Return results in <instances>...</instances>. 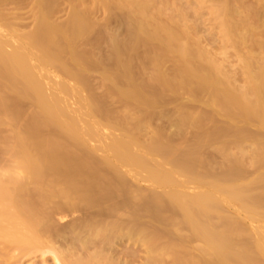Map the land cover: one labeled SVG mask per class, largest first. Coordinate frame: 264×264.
Instances as JSON below:
<instances>
[{
  "label": "rangeland",
  "instance_id": "1",
  "mask_svg": "<svg viewBox=\"0 0 264 264\" xmlns=\"http://www.w3.org/2000/svg\"><path fill=\"white\" fill-rule=\"evenodd\" d=\"M42 1L45 2L46 0ZM54 1V10L51 15H48V18L44 17L45 19H43L44 14L42 13L44 10L40 8L42 2L38 0H17L15 3L16 5L10 3L8 6L7 4L5 5V9L3 8L1 12L5 13H3V16H6V19L9 18L8 21L13 20L12 17H14L13 22H15L16 25L14 26L16 27L15 33L17 34L15 35L17 38H24L35 33L38 34L41 28V35L43 37L44 35L48 36L44 41H40L41 44H38L39 46L41 45V48L39 47L41 53L44 50L42 54L46 51V55H42L37 51L40 55L36 53V56L38 55L39 58L38 56H34L32 65L36 71L34 72L35 77L47 88V90L45 89L46 94L49 93L50 95L47 94L48 96L54 98L56 101L59 100L60 106L65 109L62 108L67 114L72 112L68 116L72 121L75 119L73 126L69 124V127H67L68 124H66L67 126L64 125L63 129H60V126L56 124L57 122L54 123L55 120H53L55 115L58 114L54 119L58 118L61 112L58 111L57 113L55 110L50 112V116L54 113L53 117L51 116L52 118H50V122H53L52 124L54 126L56 124L54 128L58 129V134L61 130L62 136L63 134L66 136L68 135L67 138L69 139L66 140L65 136L64 139L65 142L68 143L67 148L69 147V151L73 153H77L78 151L81 155L85 150L82 155L86 156L89 154L93 155L94 158L96 157L105 168L101 169V171L103 173L105 172V174L111 173L114 175L112 181L114 180L113 178L117 176V172L123 173V177L126 179L125 182L128 183L127 189L129 190L127 191V196L128 199L131 200L130 203L132 202L133 204L137 203L138 200L140 201V195L146 196L152 191L166 193L170 188L157 185L154 186V184L142 180L145 171L138 172V170L135 171L129 168L131 169L130 171L118 164L112 165L113 169L111 167H106L108 161L112 162V164L114 163L112 146L115 143L112 142H117L118 140H128L127 142H130L129 144L132 143V148L131 145L130 148L131 150L134 149V151L132 150L134 155L136 154L137 157L139 155L146 160L149 159L147 162L151 161V163L156 160L157 164L163 165L165 170L170 169H168L169 165L166 167L167 163L166 165L162 163L163 158L162 160L160 158L161 152L162 154L172 153L168 158L169 161L177 158L188 160L190 156L188 161H196L195 164L192 163L195 169H197L196 171L209 174L210 179L212 178L211 183L215 182L216 176L219 177L223 175V173L228 176L230 175L229 178H231L234 177L233 173L243 170L240 174L243 177H239L237 180L238 182L236 181V184L239 183V185H237L238 189L235 185L233 188H236L240 192L242 191L244 194L247 193L246 195L248 198H256L258 196L264 197V89H262L264 88V0H222L223 2L221 0H53V2ZM46 3H44V5ZM12 5L15 6V8H12ZM76 14L80 16V23L82 24L80 25L82 27L84 26V30L80 28V33L78 31L74 34L71 33L72 31L69 29H71L75 21L79 20V16L76 17ZM39 20L42 23L44 22L43 20L46 21L41 25ZM223 20L229 21L227 23L229 26L227 27L230 30L227 31V27H225L224 31H226V33L223 31L224 34L220 31L224 27L221 24ZM119 25L122 26V29L117 31ZM224 36L228 38V41H226ZM22 46L24 48H22ZM25 46L26 45H20V49H17L18 54L21 52L19 55H22V57L27 56L24 55L25 53H29L27 52L29 48ZM8 48L11 47H5L4 50L8 51ZM21 48L23 50L27 48L24 51L25 53H23ZM9 52H11V49H9L8 53ZM122 53L125 55H122ZM49 54H52V56H49ZM54 55L56 57H54ZM40 60L43 62L45 61L46 63H44L47 64L43 69L38 66ZM50 64L52 65L50 66ZM55 68L59 70L63 68V70H61V72L58 69L55 70ZM63 71L66 72V74ZM44 72L45 74H43ZM44 75L48 78H45ZM78 76L80 79H84V84L80 83L82 81H78V78L76 79ZM43 80H47V82ZM73 81H75V83ZM78 82L81 85L77 84ZM54 83H57L58 85H56L59 87L63 84V91L62 86L60 87L61 90H59L60 88L57 86L55 87ZM68 83H72V86ZM256 83L259 84L257 85ZM48 85L50 88H48ZM82 85L84 86L81 87ZM76 86L79 88L77 89ZM254 86L255 88H253ZM48 90L51 91L49 92ZM65 90H67V92L69 90L70 92L66 93ZM151 90L157 93V99L155 95H153L154 98L152 94H149ZM74 91H77V93L79 92V97ZM214 93L216 95H214ZM64 94L65 96H63ZM66 94H70L71 96H66ZM84 95L93 96V98H85ZM61 96L62 98H60ZM216 96L219 97L216 98ZM19 97H17L18 102L23 101V103L21 102L23 107L21 105L22 109H20L22 111H18L21 117H18L17 114L15 116L21 120L29 117V111H32L35 105H32L33 100H31L32 104H30V102H27L28 99L26 101L24 100L25 98H21L22 96L19 95ZM52 98L50 99L53 100ZM79 98H82L81 100L84 101L83 103L81 102L82 107L80 106L81 100ZM90 98L95 99L94 101L92 100L93 103ZM74 99L77 101L78 99L80 100L78 102L80 107H78L80 111L83 112H79V110H77L78 107H74L77 106V104H75L77 102ZM87 99H89L90 102H88ZM39 100L41 101L42 99ZM61 100H63V103H61ZM25 101L27 103H24ZM36 101L33 102L35 103ZM28 104H30V106ZM40 104L38 105L39 107L36 105L38 108L35 107L36 111L39 110L37 112L38 114L40 113ZM87 104H90V107ZM245 106L247 108H245ZM73 112L75 113L73 114ZM230 112L234 116H231L232 114ZM98 113L101 114V116H98ZM106 114L108 117L105 116ZM26 115L28 117L25 118ZM103 117L109 119V121L107 119L103 121ZM106 121L110 122V125ZM6 123L3 124L1 128L4 132L2 133L1 131L2 135H10L14 132L12 131L14 128ZM74 125L77 128L86 125V129H92V131L95 129L93 132L96 136L98 135L99 138L95 135L94 137L90 136L87 132L88 130H84V127H82L83 129L78 128L79 134H76L73 131ZM90 126L92 127L90 128ZM112 127L114 130L111 129ZM106 129L110 130L108 131V133H110L109 137L106 136V134L108 135ZM80 131H82L83 136ZM103 131L106 134L103 135ZM70 133L73 136V133H75L76 136L73 138ZM111 136L112 140L114 139L112 142L110 140ZM127 136H131L130 140ZM103 138L106 140L103 141ZM97 139H100L99 142ZM94 140L97 141L95 142ZM66 145L67 144H65V147ZM136 148L138 149L136 150ZM87 151L88 153H86ZM157 155L160 156L156 157ZM157 158H160V160ZM153 164L156 163L154 162ZM169 168L171 167L169 166ZM173 175L176 176V178L179 177L178 180L182 177L176 172ZM140 176L142 177L140 178ZM183 178L185 177L183 176ZM114 182L115 184L117 183L116 181H113V183ZM117 184H112V209H114L117 204H121L124 199V194L122 195V190L119 186V190L116 191ZM233 188L231 190H233ZM237 190H235V193H239L236 192ZM184 191L187 194H194L199 190L192 185H188ZM136 197L138 199H136ZM250 203L249 201L247 203L249 208H247V206L245 207L249 210L250 206L256 208L254 212H257L258 206L256 205L257 207H254L255 204L253 203L252 205V202ZM222 204V212L212 211L213 225H220L222 220L225 221L224 224H226L227 221L229 224H233L230 222L234 221L238 222V224L240 223L241 227H243H240V229H242L241 232L240 229L237 230L234 228H231L232 232H230V228H228L230 233L226 232L227 235L231 238L234 236L236 240L248 238L249 240L246 239L248 243H245V246H253L254 238L252 234L255 232L257 224L256 222H251V218H249L250 215H247L249 210H246L247 212L243 211L245 208L242 206L243 210L241 212L239 209L240 207L238 208L235 204L232 205L231 203L230 205L227 203V205L226 202H222ZM119 206L120 205L116 206V208ZM146 206H148L147 203H145V207ZM258 209L261 212L264 211L263 208L259 207ZM118 211L120 213L117 212V216H112V218L123 219L125 224L128 223V227L130 228L131 222L128 221V210L125 212L128 215L125 213L123 214L124 210L122 209ZM118 213L120 216L122 214L126 216L120 218ZM85 216V213L80 211L70 214L63 220L59 219L60 221L58 218L56 219V217H54V219L58 220L59 223H63L77 220L76 218L82 219L85 218ZM168 217L169 219L171 218L167 212L162 211L159 216L161 220L158 223L166 219L168 221ZM173 219L175 218L170 219V224L171 221L173 222ZM138 220L141 221V224L138 223L144 226L143 228L146 229L148 227L146 231H149L148 233L150 234L152 231L154 234L157 227H160L158 226L160 224L156 222L159 220L153 221V219L146 215ZM150 221H152V223H149ZM154 222H156L155 226L153 224ZM143 223L146 225H143ZM150 224L156 229L151 227ZM253 225L255 226L252 227ZM122 228L124 230V226ZM125 228L126 229L122 232H120L121 230L118 228L117 232L123 234L126 230L129 231L127 226H125ZM150 228L153 230H150ZM172 229L174 228L172 227ZM252 230L254 231L251 234ZM139 231L141 235H147L146 231V234H144L143 229L141 230L140 228ZM172 231L173 233H177L175 230ZM138 232L136 231V235H138ZM248 233L250 235H248ZM161 236L162 237L158 238L155 237L156 240L154 241L158 242L157 240H159L165 243L167 241V239H165L166 236ZM138 240H127V242L125 239L120 241L115 240V246L114 244L112 245V247L114 246V248H112L114 251L112 252V259L121 262V264H144L146 261L145 258L147 257L146 255H148V247L146 248L140 244ZM243 241H245V239ZM249 241H251V243ZM197 246V243L196 245L194 243L189 245L188 248H196ZM245 246L244 244L243 246L237 245L235 246L236 249L232 248V251L230 248V253H225L224 258H228V256L231 257V255L235 256V253L239 254V252L246 251L247 246ZM213 253L210 256V259H212L211 262L217 263L216 258H218V260L219 258L221 259V255L217 252L218 255L216 254L213 256ZM195 255V258L198 257L197 254ZM41 258L46 261L43 263ZM198 258H196L197 263L200 259ZM35 259L40 261L37 262L38 264H50L49 255L24 258L22 259V263L28 264ZM168 259H165L167 263Z\"/></svg>",
  "mask_w": 264,
  "mask_h": 264
},
{
  "label": "bare ground",
  "instance_id": "2",
  "mask_svg": "<svg viewBox=\"0 0 264 264\" xmlns=\"http://www.w3.org/2000/svg\"><path fill=\"white\" fill-rule=\"evenodd\" d=\"M16 1L17 0H0V29H2V30H0V264H23L22 259H24V258L26 259V258L36 257V256H45V255L50 256V261H49L50 264H121V262H117L116 260L112 259V252H114L112 248H114V246H115V244H114L115 240L120 241L122 239H125L126 242H127V240L136 241L139 239L138 241L140 244H142L146 248L148 247V249H147L148 255H146L147 257L145 258L146 261L144 260L145 261L144 264H196L197 263L196 258H198V257L200 259L198 258L199 262L197 264H214L216 262H211L212 259H210V256L213 252L215 253V254L213 253V256L216 254L218 255L217 252H219V255H221V259L219 258V260H218V258L215 257L217 259L216 264H264V228H263L264 227L263 226L264 225V214H262V213H264V211L261 212L258 209L259 207L264 209V197L262 196L263 197L262 198L261 196L260 197L258 196L256 198H253V197L248 198L246 195L247 193L244 194L242 191L240 192L237 190L238 189L237 185H239V183L236 184V181L238 180L239 177H243L240 175L243 170L241 172L233 173L234 177H231V178H229L230 175L228 176L227 174L223 173V175H220L219 177L216 176V178H217V180L215 178L216 183L215 182L211 183L212 178L210 179L209 174L196 171L197 169H195V166H193L196 162L195 160H194L195 162H193V160L188 161L190 156H189L188 160H185V159L183 160V159L177 158V159H173V160L169 161L168 158H169V156H171L172 153H170V154L169 153L167 154L166 152H165L166 154H162V152H161V154L158 153L161 155V157H160L161 160L163 158L162 163L165 165L167 163L166 167L168 165L171 167V168H169V166H168V169H170V170H165L163 168V165H160L159 163L157 164L156 160L153 161V163L155 162L157 165L151 163V161L147 162L149 159L146 160L143 157H140L139 155H138V157L136 154L134 155V152H132V150L134 151V149L131 150V148H132L131 144L132 143L129 144L130 142H127L128 141L127 139H126L127 141H119V140L117 141L116 140L117 142H112V141H114V139L112 140V136H111V139H110L111 142L115 143L112 146L113 154H114L113 155L114 156V163L112 164V162L108 161L106 167L112 168V165L114 166L115 164H118L119 166H122V167L127 168V169L131 168V169H134L135 171L138 170V172L139 171H143V172L145 171L144 173L142 172L143 177L140 176V178L142 177V180L148 181V182L154 184V186L157 185L160 187H169L170 188L169 191L166 193H162L161 191L160 192L152 191L150 194H148L146 196L140 195L139 196L140 201L138 200L139 202L137 201V203L133 204L132 202L130 203L131 200H129L128 196H127V194H128L127 191L129 190V189H127L128 183L125 182L126 179H124L123 173L117 172V174L115 173L117 176L113 178L114 179L113 181H116L118 183V184L116 183L117 184L116 191L119 190V188H120L122 190V195L124 194V199L121 202V204L116 203L117 204L116 206L120 205L118 208H116V206H115V208L112 209V193H113L112 184L116 185L115 182L113 183V181H112V177L114 175H112L111 173H108V174H105V172L103 173L101 171V169H105V168H104V166H102V163H100L96 159V157L94 158L93 155H89V154L86 155V153H88V151L85 153L86 156H84L82 154L85 150L82 152L81 155L79 154L78 151H77V153H78L77 154V153H73V152L68 150L69 149V147L67 148L68 143L65 142V139L66 140L69 139V138H67L68 135L66 136L63 134V136H62V132L60 129H63L64 125H66V124H68V126L66 125L67 127H69V124L73 126V122L75 119L72 121V119L68 116L72 112L70 111L71 113L67 114L65 111H63L64 108L60 106V104L58 102L59 100L56 101V100H54V98L48 96L50 94L49 93H47L48 95L46 94L47 88L44 87L42 82L39 79H37V77H35L34 72H36V71L33 68L32 59L34 56H36V53H38V52L41 53V51H40L41 45L39 46L38 44H41L40 41H42V40L44 41V39L45 38L47 39L48 36L44 35L45 33L43 34L44 37L41 35V33H40L41 29H42L41 28L40 31L36 29L37 31H39V33L37 32L38 34L35 33V34H31L29 36H26L24 38H19V37L17 38V36L15 35V34H17V33H15V31H16L15 26L16 25H15V22H13L14 17L11 16L13 18V20L8 21L9 18L6 19V16H3L4 12L3 13L1 12V10L3 8L5 9V7H6L5 5L8 4V6H9L10 3H12L13 5H16L15 4ZM38 1L42 2L41 3L42 5L40 8L44 10V12H42L44 14L43 19L48 18V15H51V13L54 10L53 6H55V5H53V4L55 3V1L54 2H53V0H46L45 2H43L42 0H38ZM46 2H48V3H46ZM44 3H46L47 5L46 4L44 5ZM199 3H200V1H199ZM228 3H229V1H228ZM220 4H222V3H220ZM42 6H43V8H42ZM12 8H15V6H13ZM43 10H41V11H43ZM214 15H215V13H214ZM77 16H79V15L76 14V17ZM78 19L79 20L76 19L77 21H75V23H73L72 27L70 26L71 29H69V30L72 31L71 33L76 34L78 31L80 33V31H81L80 28L83 29L84 26L83 27L81 26L82 24L80 23V16ZM40 20H41V18H40ZM41 21H40V24L42 25L43 23H45L46 20H43L44 21L43 23ZM228 22L226 20L222 21L221 24L224 26L223 29L220 30L222 33L224 31V28L229 26L227 24ZM231 22H232V20H231ZM233 22H235V21H233ZM74 24H75V26L77 24H79V25H77L75 27ZM38 29H39V26H38ZM226 29H227V31L229 30L228 27ZM1 31H3V32H1ZM224 32L226 33V31H224ZM231 33H233V32H231ZM228 34H229V32H228ZM175 35H177V34H175ZM224 37L226 38V41H228V38L226 36H224ZM167 38H169V37H167ZM180 38H182V37H180ZM135 40H137V39H135ZM19 43H21V44H19ZM20 45H26L29 48L28 49L29 51H27V52H29L28 54H26L24 52L27 48L25 50L22 49V48H24L23 46L21 48L23 50V53H25L24 55H27V56H24V57H22V55L20 56L19 54H21V52H19V54H18L17 49L19 48ZM5 47L6 48L11 47V48H8V51H9V49H11V52L8 53V51L6 50L7 51V53H6V51L4 50ZM187 47H189V46H187ZM197 47H198V45H197ZM224 48H225V46H224ZM43 51H42V53H43ZM184 52H186V51H184ZM45 53H46V51H45ZM51 53H53V52H51ZM44 54H42V55H44ZM122 55H125V54L122 53ZM49 56H52V54L51 55L49 54ZM54 57H56V56L54 55ZM38 58H39V56H38ZM121 59H122V57H121ZM41 61L42 60H40V63L38 66L43 69L44 67H46L47 64H45L46 63L45 61H44L45 63L43 61H42L43 62L42 63ZM208 63H209V60H208ZM51 65L52 64H50V66ZM40 69H39V71H40ZM57 69L55 68V70H57ZM61 70H63V68ZM61 70H59V71H61ZM259 72H261V71H259ZM64 73L66 74V72H64ZM43 74H45V72ZM52 76H53V74H52ZM39 77H40V75H39ZM44 77L48 78L46 75H44ZM245 77H246V75H245ZM77 78H78V81L79 80L82 81L80 83L84 82L83 81L84 79L82 77H81L82 79H80L79 76L76 77V79ZM243 80H244V78H243ZM44 82H47V80ZM73 82L75 83V81H73ZM263 82H264V80H263ZM80 83L78 82L77 84H80ZM50 84H52V83H50ZM56 84L57 83H54L55 87L58 85V84L57 85ZM71 84H69V85H71ZM256 84H255V86H256ZM52 85H51V87H52ZM62 85H60V87ZM83 86L84 85H82L81 87H83ZM255 86L253 88H255ZM57 87L60 88L59 86H57ZM76 87H77V89L79 88L78 86H76ZM48 88H50L49 85H48ZM52 88L54 89V87H52ZM63 89H64V87L62 86V91H63ZM262 89H264V88H262ZM59 90H61V88ZM253 91H254V89H253ZM259 91H261V90H259ZM65 92L69 93L70 91L68 90V92H67V90H65ZM263 92H264V90H263ZM261 93H259V94H261ZM75 94L78 96L79 92L77 93V91H76ZM75 94H74V96H75ZM149 94L150 95L152 94V97H154L153 95H155L156 99L158 97L156 95L157 93L153 92L152 90ZM19 95L22 96L21 97L22 99L25 98L24 100H26V101L28 99L27 102H30V104L33 103L32 104L33 106L35 105L34 109L32 111H29L30 112V114L28 113L29 117L27 116L28 115L27 114L25 116V118L26 117H28V118H26V119L23 118L24 122H23V119H21L22 121L19 120L20 118L18 119L19 116L21 117V115H19V113L22 111L20 109H22V107H23V105H22L23 101L19 100L20 102H18V100H17V97H19ZM67 95L69 96L70 94H66V96ZM71 95H72V93H71ZM80 95H83V94H80ZM214 95H216V94L214 93ZM63 96H65V94ZM86 97L93 98V96H85V98ZM211 97H214V96H211ZM218 97L219 96H216V98H218ZM38 98L42 99V100L40 101ZM50 98H52L53 100H51ZM60 98H62V96ZM73 98H76V97H73ZM263 98H264V96H263ZM34 99H36L38 102ZM79 99H78V101L76 99H74L77 102V103L74 102L75 104H77V106H74V107L79 106L78 102L82 98L80 100ZM31 100L36 101L35 102L36 104L33 101L31 103ZM65 100H66V97H65ZM87 100H88V102H90L89 99H87ZM92 100L94 101L95 99H91V102L93 103ZM26 101L24 103H27ZM61 101H62L61 103H63V100H61ZM81 102L83 103L84 101L81 100L80 103ZM37 103H39V104L41 103L39 114L37 113L39 110H37V111L35 110L36 109L35 107H37L39 105ZM82 103L80 105L81 107H82ZM30 104H28V105L30 106ZM21 105H22V107H21ZM32 105H31V107H32ZM83 106H85V105H83ZM79 107L77 108V110H79V112H83V111H80ZM255 107H258V106H255ZM67 108H69V107H67ZM228 108H230V107H228ZM245 108H247V107L245 106ZM25 110H27V109H25ZM53 110L57 111V113H58V111L61 112L60 116H58V118L54 119L55 117H57L56 115H58L56 113H55L56 114L55 117L53 118V120H55L54 123L57 122L56 124H58L60 126V129H59L60 133L59 134H58V132H59L58 129L54 128V127H56V124L54 126L52 124L53 122H50V118H52L53 114H54V113H52L51 114L52 117H51L50 112H52ZM18 111H20V112H18ZM75 111H76V109H75ZM68 112H69V110H68ZM234 112H235V110H234ZM74 113L75 112H73V114ZM16 114L18 117L15 116ZM99 115L101 116V114L98 113V116ZM105 116L108 117L107 114ZM231 116H234V115L232 114ZM77 117H75V118H77ZM83 117H84V115H83ZM104 117L102 118L103 121H105L107 119ZM98 120H100V119H98ZM107 120L109 121V119H107ZM263 120H262V122H263ZM108 121H106V122H108ZM6 122L8 123V125H11L14 128V130H12L14 132L10 135H2V133H4V132L2 131L1 128H2L3 124H5ZM93 123L95 125H97L95 122H93ZM102 123H104V122H102ZM108 123L110 125V122H108ZM263 124H264V122H263ZM58 125H57V127H58ZM61 126H62V128H61ZM85 126H82V127H84V130L87 128ZM92 126H90V128ZM12 127H10V128H12ZM82 127L80 126L78 128L83 129ZM78 128L75 125L73 127V131L76 134H79ZM96 128H97V126H96ZM106 128H107V126H106ZM98 129H100V128H98ZM111 129L114 130L113 127ZM94 130L95 129H93V131ZM106 130H107V133H108V131H110L108 129H106ZM106 130H105V132H106ZM1 131H2V133H1ZM86 131L90 134V136L94 137L95 134L92 131V129H86ZM80 132H81V135L83 136L82 131H80ZM96 132H97V130H96ZM75 133H73L74 136L70 133L72 135L71 137L74 138L76 136ZM97 134H98V132H97ZM104 134H106V133H104V131H103V135ZM109 134L110 133H108V135L106 134V136L109 137L110 136ZM64 136L66 137L65 139H64ZM262 136H263V134H262ZM96 137H98V135ZM101 137H100V139H101ZM127 137L130 140L131 136L130 137L127 136ZM104 138H103V141L106 140ZM116 139H118V138H116ZM97 140H94V141L96 142ZM99 140H98V142H99ZM165 142H166V140H165ZM91 143H92V141H91ZM65 144H67L66 147H65ZM77 144H78V142H77ZM130 145H131V148H130ZM134 146H135V144H134ZM134 146H133V148H134ZM107 147H108V145H107ZM137 149L138 148H136V150ZM75 152H76V150H75ZM160 155H157L156 157H158ZM160 158H157V159L160 160ZM154 159H156V158H154ZM192 163H194V164H192ZM131 169H129V170L131 171ZM126 172H127V170H126ZM175 172L178 173V175L182 176L181 178H183V176L185 178H183V179L180 178V180H178L179 177L176 178V176L173 175ZM113 173H114V171H113ZM238 175H240V176H238ZM152 184H150V185H152ZM188 185H192L193 187L198 188L199 191H197L194 194L193 193L187 194L184 191V189L187 188ZM234 185L236 186L237 189L233 188V187H235ZM118 186H119V188H118ZM113 187H115V186H113ZM232 188H233V190H231ZM160 189H162V188H160ZM130 190H131V188H130ZM235 190H237L236 192H239V193H235ZM116 191H114V192H116ZM186 191H188V190H186ZM191 191L193 192L192 189H191ZM244 195H246V196H244ZM260 195H261V193H260ZM136 199H138V198L136 197ZM136 199H135V201H136ZM248 201H249V203L252 202V205L254 203L255 204L254 207L256 205L258 206V207L256 206L257 212H254V209L256 210V208L251 207L250 206L251 203L249 204L250 210L247 209V208H249L248 204H247ZM222 202H226V204L228 203L230 205H231V203H232V205L233 204L237 205L238 208L240 207L239 209L241 210V212H242L243 208H245L243 211L249 210L250 214L248 212L247 215L248 216L250 215L249 218H251V222H256V224H257V225L255 224L256 225L255 232L253 233L254 230L251 231V234L253 233L252 235L254 238V240H253L254 245L253 246H249V245L247 246L246 245L247 250L244 252H239V254L235 253L236 254L235 256L231 255V257H230V256L226 255V256H228V258H224L225 253L229 252L230 248H231V251H232V248L236 249L235 246H237V245L243 246V244H244V246H245V243L246 244L248 243V242H246V239H248V238H244L245 241H243L244 239H242V238L239 240H236V239H234V236H233V238H231L227 235V233L229 231L232 232L231 228H234L237 230L240 229L241 225H240V223L238 224V222L234 221V222H230L233 224H229V222L226 219V221H227L226 224H224L225 221L222 220L220 225H217V226L213 225V223H212V211L222 212V210H223L222 205L224 204V203L222 204ZM145 203H147L148 206L145 207ZM243 204H245V205H243ZM113 205H115V204H113ZM242 206H243V208H242ZM245 206H247V208ZM233 207H235V206H233ZM120 209L124 210L123 214L125 212H127V210H128V212H127L129 214V220L128 221H130L131 224H133V225H131L129 222L130 228L128 227L129 225H128L127 221H126L127 224H125L123 219L120 220L118 218H112V216H115L117 214V212H119L118 210H120ZM80 211L85 213V215H86L85 218H82V219L76 218L77 220L66 221L63 223L58 222L59 219L63 220L64 218H66L70 214H73L75 212H80ZM162 211L167 212L171 217L170 219L175 218V219H173V222L171 221V224L169 223L170 222L169 217H168V221L165 218L166 220L162 221L161 223H158L161 220L159 218V216H160V213ZM259 212H261V213H259ZM119 213H118V215H119ZM127 213H125V214L128 215ZM243 213H245V212H243ZM123 214L121 216L119 215L120 218L123 216ZM218 214H222V213H218ZM126 215H124L123 218ZM145 215L149 216L151 219H153V221L159 220V221H156L157 224H160V225H158L160 227H157V229L154 227L156 222L153 223L154 226H151V224H150L151 227L156 229L155 230L156 232H154V234L152 231V233H151L152 235L150 233H148L149 231L148 232L146 231L148 227L146 229L143 228L144 226L140 225L141 221L138 220L139 218H141L142 216H145ZM54 217H56V219L58 218V220H55ZM220 221H219V223H220ZM144 223H146V222H144ZM144 223H143V225L147 224V223L146 224H144ZM149 223H152V221H150ZM255 225H253L252 227H254ZM123 226H124V230L126 229L125 226H127V229L129 231L126 230V232L123 234L118 233L117 232L118 228H119V230H121L120 232L124 231L122 228ZM172 227L174 229H172ZM140 228H141V230L143 229V231L145 229V231L147 232V235L149 234L150 236L149 235L148 236L147 235L146 236L141 235L140 231H139ZM228 228H230L229 231H228ZM241 228H243V227H241ZM151 229L152 228H150V230ZM172 230H175V232L177 231V233H173ZM241 230L242 229H240V232H241ZM136 231L137 232L139 231L137 233L138 235H136ZM145 231H144V234H146ZM161 235L166 236L165 239H167V241L165 243H163L159 240H157L158 242L154 241V240H156L155 237L156 238L162 237ZM248 235H250V234L248 233ZM123 242H124V240H123ZM249 242L251 243V241H249ZM194 243H195V245H196V243L198 245L196 248L192 247L191 249L194 248L193 250L188 248L189 245L194 244ZM113 244H114V246L112 247ZM241 251H243V250H241ZM234 252H235V250H234ZM195 254H197L198 257L195 258V256H196ZM165 259H168V263H167V260L165 261ZM35 260L30 261L28 264H38L37 262H40V261H37V260L35 261ZM45 261H44V259H42L43 263Z\"/></svg>",
  "mask_w": 264,
  "mask_h": 264
},
{
  "label": "water",
  "instance_id": "3",
  "mask_svg": "<svg viewBox=\"0 0 264 264\" xmlns=\"http://www.w3.org/2000/svg\"><path fill=\"white\" fill-rule=\"evenodd\" d=\"M122 29V26L119 25L118 28H117V31H120Z\"/></svg>",
  "mask_w": 264,
  "mask_h": 264
}]
</instances>
